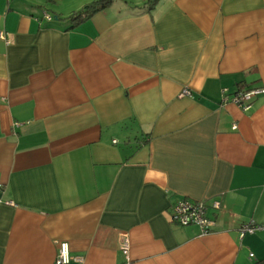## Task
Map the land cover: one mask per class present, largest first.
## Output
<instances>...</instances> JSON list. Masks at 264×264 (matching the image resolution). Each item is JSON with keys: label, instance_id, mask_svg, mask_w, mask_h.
I'll return each instance as SVG.
<instances>
[{"label": "crops", "instance_id": "crops-1", "mask_svg": "<svg viewBox=\"0 0 264 264\" xmlns=\"http://www.w3.org/2000/svg\"><path fill=\"white\" fill-rule=\"evenodd\" d=\"M94 1L0 0V264L59 242L122 264L124 236L131 264L264 259L241 232L264 226V93L232 101L264 88V0H110L71 27ZM179 198L220 201L210 232Z\"/></svg>", "mask_w": 264, "mask_h": 264}, {"label": "built area", "instance_id": "built-area-1", "mask_svg": "<svg viewBox=\"0 0 264 264\" xmlns=\"http://www.w3.org/2000/svg\"><path fill=\"white\" fill-rule=\"evenodd\" d=\"M47 19H51L48 13H45ZM264 93V88H255L247 91H237L233 97L232 101L242 107L247 109L251 98L257 94ZM181 96H190V90L184 88L180 94ZM115 142V140H114ZM3 190V184L0 182V192ZM0 203L5 205L14 206L13 201H3ZM221 203L219 200L207 201L206 199L193 200L189 198H179L175 201L172 206L170 219L179 225H196L199 227L202 234L210 232L211 227L214 225V220L210 218L207 214L208 208L220 209ZM264 228V226L256 225L252 221L242 225L241 232L253 233L255 230ZM123 242L120 247V252L124 257L122 264H131L129 259V245L127 237H123ZM252 256V254H250ZM83 260L80 256H72L70 254L69 245L67 242H59L57 255L53 264H70V262L81 263Z\"/></svg>", "mask_w": 264, "mask_h": 264}, {"label": "trees", "instance_id": "trees-1", "mask_svg": "<svg viewBox=\"0 0 264 264\" xmlns=\"http://www.w3.org/2000/svg\"><path fill=\"white\" fill-rule=\"evenodd\" d=\"M44 1H45V3H48L52 0H44ZM156 1L157 0H146L145 5H146L147 10H151ZM109 3H110V0H96V1L92 2L91 4H88L87 6L82 8V10L74 12L70 16L71 21H72L71 27H74L77 24H79L80 22L90 18L94 13L98 12L99 10L106 8ZM45 13H48L47 8L45 9ZM251 89H253V88L240 89V91H247V90H251ZM252 264H264V259L258 260Z\"/></svg>", "mask_w": 264, "mask_h": 264}, {"label": "rangeland", "instance_id": "rangeland-1", "mask_svg": "<svg viewBox=\"0 0 264 264\" xmlns=\"http://www.w3.org/2000/svg\"><path fill=\"white\" fill-rule=\"evenodd\" d=\"M49 10L52 12H57V10L53 9L52 7H49ZM80 10H82V9H80ZM71 14H73V13H71Z\"/></svg>", "mask_w": 264, "mask_h": 264}]
</instances>
